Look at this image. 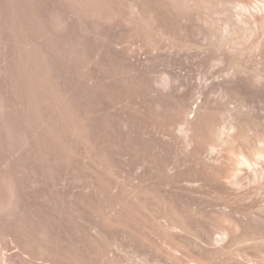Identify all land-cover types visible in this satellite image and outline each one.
I'll return each instance as SVG.
<instances>
[{
	"label": "rangeland",
	"instance_id": "1",
	"mask_svg": "<svg viewBox=\"0 0 264 264\" xmlns=\"http://www.w3.org/2000/svg\"><path fill=\"white\" fill-rule=\"evenodd\" d=\"M173 7L0 0V264H264V185L220 188L208 136L264 139V48Z\"/></svg>",
	"mask_w": 264,
	"mask_h": 264
},
{
	"label": "bare ground",
	"instance_id": "2",
	"mask_svg": "<svg viewBox=\"0 0 264 264\" xmlns=\"http://www.w3.org/2000/svg\"><path fill=\"white\" fill-rule=\"evenodd\" d=\"M167 1L169 3H171L172 6H174L177 9L176 11H179V12L181 11V13H188V14L189 13H195L201 18V20L205 19L204 21H206L209 25V28H208L209 37H210L209 39L213 43V45H216L217 48L221 47L219 49L224 48L226 50V48H227L229 51H231V53L232 52L233 53H239V52H241V50H244V52H245V50L248 51L249 49L250 50L254 49V50L258 51V50H262L264 48V0H257L256 3H254V4L249 0H167ZM175 8H174V10H175ZM232 9H236L235 15H234ZM230 12H232V13H230ZM234 17H236V20H234ZM226 102H228V100L223 102V103H225V104H222L223 107L224 106L227 107V105L230 101L228 103H226ZM236 102L238 103V105H240V107L246 106V104H245V102H243V100L236 99ZM204 105L203 106L198 105V107L199 108L201 107V109L197 110L196 111L197 113L194 112V114H197L196 117L200 116V114L202 112L201 110L204 108ZM219 106H221V105L219 104ZM226 110H228V111L230 110L229 111L230 114L228 115V118H227L228 121L223 123L224 125L222 124V126H220V127H218L219 125L217 126L213 123L214 126L212 125L208 131V136L211 140V143H210L211 147L209 149H211L212 152H214V153H217L220 149L225 151L224 152L225 153L224 155H226L224 157L225 161L223 160L224 163L222 166L214 167V170H216L215 173H214V171L212 172V173H214V175L210 172V170H209V172L213 176V178L216 180H218L219 177L223 178V180L224 179L228 180V181L222 182V184H220V185H222V186H220V188H223V189L226 188V191H228L227 189L229 187L231 188L232 186H235V187L239 188V187H243L247 184L256 185V190H257V188L262 189L264 187L263 186L264 185V139H262L260 137L257 138V137L250 135V134H247L242 129L239 128V126H238L239 124L236 122L237 116H236V113H234V110H236V109L232 110V109L228 108ZM207 112H209V111H207ZM208 117L212 121V119H215L213 117H216V116L211 117V115H209L206 118H208ZM238 121L240 122V120H238ZM196 122H197V118H195V119L189 118L186 120V123L180 128L181 132L185 135L188 146H190V147L193 145L195 146L197 136L200 133H203L204 129L206 132V128L209 127L208 126L206 128H203V129L200 128L198 130L197 129L198 126H197ZM201 130H203V131H201ZM199 131H201V132L199 133ZM205 132H204V134H207V132L206 133ZM199 137H201V135ZM197 143H199L198 140H197ZM207 145L209 147V144H207ZM215 156H217V154ZM215 168H217V169H215ZM211 170H213V169H211ZM211 175H209V176L211 177ZM215 182L221 183V180H218ZM229 185H231V186H229ZM230 188H229V191L234 190L232 188H231L232 189L231 190ZM236 190H237V188H236ZM251 190L249 189V192H251ZM220 191L222 192V189H220ZM222 193H224V191ZM253 193H256V192H253ZM250 194L252 195V193H250ZM236 195H235L234 199H236L239 196V195H237V197H236ZM242 195L244 196V194L241 193V195L239 197H241ZM226 196L228 197V195H226ZM239 197H238V199H239ZM244 197L246 198L248 196H244ZM241 198H243V197H241ZM224 199L227 200L226 197ZM228 199H230V198L228 197ZM226 200H224L223 202L226 203L225 202ZM239 200H241V199H239ZM228 201L230 202V200H228ZM218 202H220V201H218ZM232 202H234V201H231V203ZM235 202H237V201H235ZM259 202L260 201H258V203ZM215 203H217V202H215ZM224 203H222L221 205H223ZM231 203L230 204L228 203L230 205V207H231V205L234 204V203L233 204H231ZM255 203L257 205L256 201H255ZM251 206H252V204H251ZM224 207H226V206H224ZM235 207L236 206L231 207V208H235ZM261 207H263V206L261 205ZM261 207H260V209H261ZM239 208H240V206H239ZM253 208H255V206H253ZM263 208H262V210H263ZM228 209H229V207H228ZM252 210H254V209H252ZM252 210L250 209V211H252ZM257 210L259 212V208H257ZM261 212H260V214H261ZM262 217H264V216H262ZM172 227H174V225ZM176 228H177V226H176ZM251 233L249 235H251ZM224 235L227 236L226 233L223 234V236ZM246 237H247L246 235H245V239L242 237L243 238L242 243L245 242L247 238L250 239V236L247 238ZM249 239H248L247 243H249L250 241H252V242L254 241L253 236H252L251 240H249ZM241 240L242 239L240 238L238 241H241ZM256 241H254V242H256ZM259 241H261V240H259ZM235 243H237V242H235ZM239 243H241V242H238L237 244H239ZM257 244L258 243H256V245ZM261 244H263V243H261Z\"/></svg>",
	"mask_w": 264,
	"mask_h": 264
}]
</instances>
